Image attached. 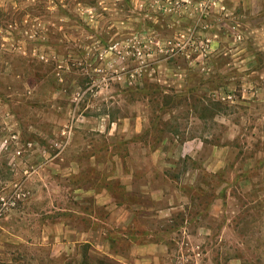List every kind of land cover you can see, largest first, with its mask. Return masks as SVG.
<instances>
[{"label": "rangeland", "instance_id": "1", "mask_svg": "<svg viewBox=\"0 0 264 264\" xmlns=\"http://www.w3.org/2000/svg\"><path fill=\"white\" fill-rule=\"evenodd\" d=\"M0 264H264V0H0Z\"/></svg>", "mask_w": 264, "mask_h": 264}]
</instances>
